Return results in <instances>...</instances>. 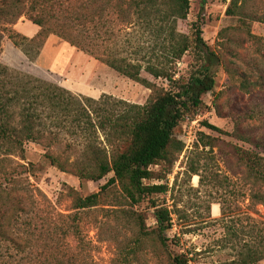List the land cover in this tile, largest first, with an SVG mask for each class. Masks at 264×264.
Listing matches in <instances>:
<instances>
[{"label": "trees", "instance_id": "trees-1", "mask_svg": "<svg viewBox=\"0 0 264 264\" xmlns=\"http://www.w3.org/2000/svg\"><path fill=\"white\" fill-rule=\"evenodd\" d=\"M243 1L231 0L227 14L235 15L243 7V3L239 5ZM190 2L0 0V48L4 33L17 46L20 44L17 37L27 39L13 25L29 14L32 22L41 28L30 39L38 47L54 34L152 91L145 104L106 94L95 99L75 95L57 83L0 62V264H80L76 252L80 245L73 244L85 236L78 212L98 205L114 184L121 186L133 206L167 193L165 184L146 183L153 178L150 167L177 159L184 143L175 137L176 129L188 115L194 116L204 108V95L216 85L213 66L218 56L206 45L201 26L194 24L193 36L179 28L180 21L189 15ZM192 48L196 49L199 64L189 74L182 75L178 65ZM143 72L152 79L144 77ZM204 125L223 132L206 122ZM64 136L71 140L64 152H78L79 156L68 161L63 158L64 153H47L54 166L90 180H100L113 173L99 192L85 197L76 195L75 213L69 214L52 207L50 199L38 188H31L24 178L17 177L16 166L10 165L16 157L25 159L26 142L61 146L60 138ZM239 138L264 150V144L257 140ZM253 155H248L247 162L256 183L264 188V157L260 153ZM244 157L242 151L241 158ZM254 197L264 205V192L254 193ZM152 207L157 220L152 232L140 215L113 211L135 220L138 234L131 248L133 253L141 250L150 234L169 252L167 232L173 227L171 211L156 202ZM3 248L10 254L9 259ZM32 249L39 253L34 255ZM263 259L264 242H259L241 249L236 258L216 264H257ZM171 260V264L190 261L183 253L171 255Z\"/></svg>", "mask_w": 264, "mask_h": 264}, {"label": "rangeland", "instance_id": "rangeland-1", "mask_svg": "<svg viewBox=\"0 0 264 264\" xmlns=\"http://www.w3.org/2000/svg\"><path fill=\"white\" fill-rule=\"evenodd\" d=\"M190 1L189 15L180 21L179 28L193 36L194 24L201 26L206 45L218 56L213 66L216 85L204 95V108L194 116L188 115L176 129L175 137L184 143L177 159L150 167L153 178L146 183L165 184L167 193L133 206L121 186L114 184L98 205L78 212L85 236L73 244L80 245L76 251L80 264H171V255L177 253L186 254L189 264H216L236 258L246 246L264 242V205L254 197V193H263L264 188L256 183L247 162L249 154L260 153L264 157V150L239 138L245 136L264 144V0L239 2L243 7L235 15L227 14L231 0ZM33 26L40 31L29 14L13 25L15 31L27 37H17L19 46L4 33L2 64L57 83L75 95L99 99L106 94L136 104H145L150 98V88L54 34L38 47L30 41L38 34L30 37ZM196 56V49L192 48L183 57L178 65L180 74L187 75L198 66ZM143 76L152 79L145 72ZM205 122L223 132L207 128ZM60 140V147L26 142L25 159L16 157L10 165L16 166L17 177L42 191L52 207L69 214L75 213L76 195L85 197L99 192L113 173L90 180L62 171L52 164L47 153H64L63 158L68 161L75 160L79 153H65L64 147L71 140L67 136ZM1 180L0 172V183ZM153 202L171 211L173 227L167 232L171 254L160 247L153 234L141 250L133 253L131 248L138 234L135 220L123 213H118V218L113 212L118 209L140 215L152 232L157 226ZM30 252L39 253L33 249ZM3 254L9 259L4 248ZM257 264H264V259Z\"/></svg>", "mask_w": 264, "mask_h": 264}, {"label": "crops", "instance_id": "crops-1", "mask_svg": "<svg viewBox=\"0 0 264 264\" xmlns=\"http://www.w3.org/2000/svg\"><path fill=\"white\" fill-rule=\"evenodd\" d=\"M30 32H31V36L30 37H34L35 34L38 32L37 27L33 26L30 28Z\"/></svg>", "mask_w": 264, "mask_h": 264}, {"label": "bare ground", "instance_id": "bare-ground-1", "mask_svg": "<svg viewBox=\"0 0 264 264\" xmlns=\"http://www.w3.org/2000/svg\"><path fill=\"white\" fill-rule=\"evenodd\" d=\"M197 181V176H194V182H196Z\"/></svg>", "mask_w": 264, "mask_h": 264}]
</instances>
